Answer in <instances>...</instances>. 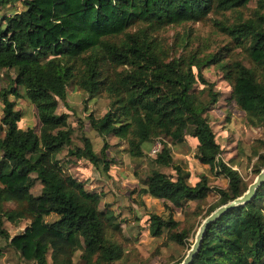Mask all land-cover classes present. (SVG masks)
<instances>
[{"label": "trees", "instance_id": "trees-1", "mask_svg": "<svg viewBox=\"0 0 264 264\" xmlns=\"http://www.w3.org/2000/svg\"><path fill=\"white\" fill-rule=\"evenodd\" d=\"M207 20L226 37L223 52L186 51L187 40L177 55L158 37L168 26ZM209 66L222 72L247 124L264 129V0H0V73L14 72L0 89V237L32 264H117L123 255L114 212L101 209V194L86 189L57 158L66 149L106 172L112 165L106 144L97 153L84 133L82 146L72 144L68 115L58 112L69 87L87 99H109L101 117L88 115L89 127L124 141L133 158L147 154L156 137L174 146L194 138L197 161L227 180L214 189L218 199L206 216L241 196L250 183L219 158L209 122L218 96L202 73ZM20 88L36 110L38 131L19 126L21 113L8 95L17 97ZM152 161L158 167L149 168L133 192L163 201L170 211L150 214V234L166 230L169 240L184 246L190 232L178 230L173 207L204 201L213 189L206 176L188 183L167 142ZM263 167L259 154L255 175ZM36 182L41 188L33 194ZM23 220L28 225L10 237L4 223ZM189 264H264V182L249 201L207 226Z\"/></svg>", "mask_w": 264, "mask_h": 264}, {"label": "rangeland", "instance_id": "rangeland-1", "mask_svg": "<svg viewBox=\"0 0 264 264\" xmlns=\"http://www.w3.org/2000/svg\"><path fill=\"white\" fill-rule=\"evenodd\" d=\"M254 6L255 1L248 5L250 9ZM158 37L168 52L177 55L184 50L187 40L186 51L201 50L202 53L223 52V47L227 43L226 37L216 30L211 20L168 26L159 32ZM235 57L248 65L242 54H237ZM202 73L214 84L213 91L218 93L217 101L209 110L208 117L221 147L219 158L236 169L245 181L252 183L256 177L253 164L259 154H264V145L261 144L262 141L264 142V129L247 124L244 112L230 99L231 88L218 68L205 67ZM13 75L12 70H2L0 89L8 87ZM18 93L17 97L12 94L8 97L15 101L14 109L21 113L19 126L23 129L31 127L38 131L40 124L34 106L26 98L23 89L20 88ZM108 103L109 99L104 95L87 99V94L69 87L66 101L58 102V112L68 115V123L73 130V145L82 146L81 133H84L90 139L95 152L99 153L105 144L108 146L105 153L107 158L112 160L109 171H104L101 165L96 167L85 159L67 155L66 149L60 152L57 158L71 175L84 183L86 189L101 194V209H111L116 215L122 233L115 239L123 249V255L117 264H175L190 249L209 207L218 199L214 189L226 187L227 180L223 176L214 175L208 165H202L197 161L194 138L188 136L183 144L174 146L167 138L156 137L151 147L157 143L160 146L162 142L169 143L174 160L180 165L188 183L195 184L200 177L206 176L213 190L204 201H190L182 208L173 207L171 211L173 218L180 223L178 230L186 229L190 232L186 245L180 246L169 240L166 230L159 236H152L148 230L150 214L167 216L170 211L163 201L149 196L138 197L133 190L139 184L140 177H143L149 168L158 166L153 163L154 155H150L149 152L144 156L133 158L127 153L124 141L112 135L100 136L89 127L88 115L101 117L106 112ZM2 109L3 104L0 99V119ZM161 170L175 176L173 169ZM40 188V184L36 182L31 192L38 194ZM48 219L52 218L48 217ZM28 223V220H23L17 225L5 222L4 227L12 237L21 232ZM78 261L76 257L75 262ZM0 264L32 263L23 261L18 252L8 246L6 239L0 237Z\"/></svg>", "mask_w": 264, "mask_h": 264}, {"label": "water", "instance_id": "water-1", "mask_svg": "<svg viewBox=\"0 0 264 264\" xmlns=\"http://www.w3.org/2000/svg\"><path fill=\"white\" fill-rule=\"evenodd\" d=\"M263 182L264 167L256 175L254 181L249 184L247 190L241 196L229 201L224 205L217 207L213 212L206 216V218L200 224L199 229L195 234L194 242L191 245L190 249L187 251L182 261L175 264H189L200 247L201 239L207 226L228 209L235 206L243 205L247 201H249L255 195L256 188L259 187Z\"/></svg>", "mask_w": 264, "mask_h": 264}, {"label": "built area", "instance_id": "built-area-1", "mask_svg": "<svg viewBox=\"0 0 264 264\" xmlns=\"http://www.w3.org/2000/svg\"><path fill=\"white\" fill-rule=\"evenodd\" d=\"M159 149H160V144L159 143L155 144L153 147H151L149 151L150 155H155Z\"/></svg>", "mask_w": 264, "mask_h": 264}]
</instances>
